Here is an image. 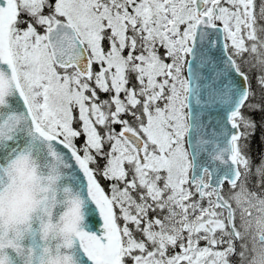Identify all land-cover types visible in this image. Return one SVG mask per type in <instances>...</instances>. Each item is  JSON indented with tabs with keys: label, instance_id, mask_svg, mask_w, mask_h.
<instances>
[{
	"label": "snow or ice",
	"instance_id": "1",
	"mask_svg": "<svg viewBox=\"0 0 264 264\" xmlns=\"http://www.w3.org/2000/svg\"><path fill=\"white\" fill-rule=\"evenodd\" d=\"M0 264H264V0H0Z\"/></svg>",
	"mask_w": 264,
	"mask_h": 264
},
{
	"label": "flooded vegetation",
	"instance_id": "2",
	"mask_svg": "<svg viewBox=\"0 0 264 264\" xmlns=\"http://www.w3.org/2000/svg\"><path fill=\"white\" fill-rule=\"evenodd\" d=\"M252 146L254 151H259L260 149L259 133H257V139L255 140V142H253Z\"/></svg>",
	"mask_w": 264,
	"mask_h": 264
},
{
	"label": "rangeland",
	"instance_id": "3",
	"mask_svg": "<svg viewBox=\"0 0 264 264\" xmlns=\"http://www.w3.org/2000/svg\"><path fill=\"white\" fill-rule=\"evenodd\" d=\"M254 142H255V140H254Z\"/></svg>",
	"mask_w": 264,
	"mask_h": 264
}]
</instances>
